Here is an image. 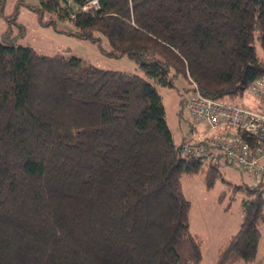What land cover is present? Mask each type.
Instances as JSON below:
<instances>
[{"label":"trees","instance_id":"obj_1","mask_svg":"<svg viewBox=\"0 0 264 264\" xmlns=\"http://www.w3.org/2000/svg\"><path fill=\"white\" fill-rule=\"evenodd\" d=\"M85 1L35 8L48 12L43 21L69 19L68 32L105 54L133 57L139 70L0 37V264H197L201 238L189 227L181 174L200 172L210 184L223 151L187 150L197 134L173 139L157 84L178 90L182 76L186 113L195 89L255 93L264 0H99L83 10ZM233 187L244 192L242 217L214 264L256 256L264 178Z\"/></svg>","mask_w":264,"mask_h":264},{"label":"rangeland","instance_id":"obj_2","mask_svg":"<svg viewBox=\"0 0 264 264\" xmlns=\"http://www.w3.org/2000/svg\"><path fill=\"white\" fill-rule=\"evenodd\" d=\"M39 0H4L0 4V37L16 39L27 43L37 50L52 53L78 54L96 65L127 70H139L137 61L126 54L111 56L101 52L95 42L88 37H79L66 29L72 26L66 18L55 17L52 21H43L48 12H40L35 8ZM106 37L102 43L108 45ZM257 50L264 55L257 43ZM178 90L174 86L159 85L165 109V116L174 140L182 135L195 136L208 129V124L200 121L191 123L181 104V95L186 94L182 85L185 79H175ZM252 93L247 88L243 93L223 95L220 99L230 103L244 104L242 97ZM182 111V112H181ZM260 178L251 172L242 170L231 163L224 154L219 155L217 170L213 181L207 184L200 172L182 173L181 187L189 198V227L201 238V258L197 264H214L218 247L225 238L235 231L241 221L242 209L240 198L243 189L233 187L234 183L255 182ZM259 236L256 256L251 261H239L236 264H264V222Z\"/></svg>","mask_w":264,"mask_h":264},{"label":"built area","instance_id":"obj_3","mask_svg":"<svg viewBox=\"0 0 264 264\" xmlns=\"http://www.w3.org/2000/svg\"><path fill=\"white\" fill-rule=\"evenodd\" d=\"M98 6L99 0H87L81 4V9ZM251 88L262 103L259 107L226 102L197 89L190 91L185 101L189 117L196 122H206L212 131L197 134L196 138L200 141L197 144H185L184 147L208 157L212 146H218L234 165L264 178V74L255 79ZM226 126L249 132L253 140L237 132L227 133L221 129Z\"/></svg>","mask_w":264,"mask_h":264},{"label":"crops","instance_id":"obj_4","mask_svg":"<svg viewBox=\"0 0 264 264\" xmlns=\"http://www.w3.org/2000/svg\"><path fill=\"white\" fill-rule=\"evenodd\" d=\"M161 98H162V96H161ZM242 99H243L244 102H246V105H251L253 107H259L260 105H262V103L259 102V100L256 97L255 93H253V92L249 93V95H245L244 97H242ZM196 123H198V122H196ZM196 123H194V124H196ZM226 130H227V133H232V130H234V127H228ZM211 131L212 130L210 128H208V129L204 130L203 132H211ZM198 134H201V133H198Z\"/></svg>","mask_w":264,"mask_h":264}]
</instances>
